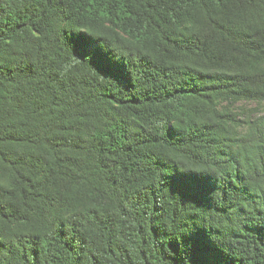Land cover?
<instances>
[{"label":"trees","instance_id":"obj_1","mask_svg":"<svg viewBox=\"0 0 264 264\" xmlns=\"http://www.w3.org/2000/svg\"><path fill=\"white\" fill-rule=\"evenodd\" d=\"M0 264H264V0H0Z\"/></svg>","mask_w":264,"mask_h":264}]
</instances>
